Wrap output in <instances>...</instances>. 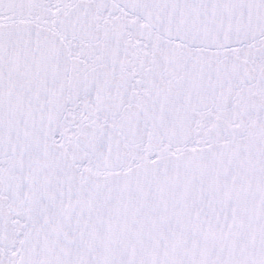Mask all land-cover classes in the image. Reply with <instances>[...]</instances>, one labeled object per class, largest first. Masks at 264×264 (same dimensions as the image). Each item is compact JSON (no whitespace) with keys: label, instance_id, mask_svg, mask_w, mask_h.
Masks as SVG:
<instances>
[{"label":"snow or ice","instance_id":"obj_1","mask_svg":"<svg viewBox=\"0 0 264 264\" xmlns=\"http://www.w3.org/2000/svg\"><path fill=\"white\" fill-rule=\"evenodd\" d=\"M0 264H264V0H0Z\"/></svg>","mask_w":264,"mask_h":264}]
</instances>
